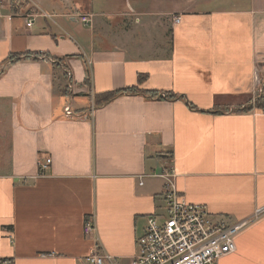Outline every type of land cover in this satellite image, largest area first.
Listing matches in <instances>:
<instances>
[{
	"label": "crops",
	"instance_id": "0c3cea01",
	"mask_svg": "<svg viewBox=\"0 0 264 264\" xmlns=\"http://www.w3.org/2000/svg\"><path fill=\"white\" fill-rule=\"evenodd\" d=\"M262 83L264 0H22L17 12L1 0L0 264H86L93 238L108 264H129L164 209L165 167L186 202L251 216L264 112L245 106ZM125 88L138 91L94 103ZM235 250L219 264H264V216Z\"/></svg>",
	"mask_w": 264,
	"mask_h": 264
},
{
	"label": "built area",
	"instance_id": "2783aa9c",
	"mask_svg": "<svg viewBox=\"0 0 264 264\" xmlns=\"http://www.w3.org/2000/svg\"><path fill=\"white\" fill-rule=\"evenodd\" d=\"M1 4V0H0ZM82 24H89L90 16L78 15ZM172 22L178 24L180 16H173ZM32 23L28 18L26 26ZM71 84L68 83L67 88ZM264 93L262 83L259 93ZM257 94V95H258ZM255 97L251 98L254 105ZM66 116H72L71 105L63 108ZM264 112V109H262ZM50 159L40 163L45 169ZM159 176L163 177L164 209L159 214H151L145 218L143 233L136 240L135 252L129 264H219L221 257L236 249V237L256 219L264 216V206L254 209L248 218L237 222H228L223 218H215L203 204L186 202L176 192L173 185V171L165 167ZM92 216L86 217L82 231L86 238L94 233ZM94 249L84 257L86 264H108L112 258L98 252L96 239Z\"/></svg>",
	"mask_w": 264,
	"mask_h": 264
},
{
	"label": "trees",
	"instance_id": "16d2710c",
	"mask_svg": "<svg viewBox=\"0 0 264 264\" xmlns=\"http://www.w3.org/2000/svg\"><path fill=\"white\" fill-rule=\"evenodd\" d=\"M17 1H19V3H16ZM21 7H22V0H11L10 1V8H11L12 12L19 11ZM11 57H14V56H11ZM83 63H84V69H85L84 83L87 84V83H89V72H88L85 61H83ZM121 91L137 92L138 90H136V88H125L123 90L107 91V92H104L101 94H96L93 97L94 103L95 104H101V103L107 102V101L113 99L114 97H116ZM149 93L152 95L156 94L155 92H149ZM167 95L168 94L166 93V96ZM169 97H171V96L168 95L167 98H169ZM250 102H251V99H250ZM253 107L256 109H260V110L264 109V93L258 94L257 96H255L254 105H252L250 103L249 105L245 106V108H247L248 110H250Z\"/></svg>",
	"mask_w": 264,
	"mask_h": 264
},
{
	"label": "rangeland",
	"instance_id": "374dc122",
	"mask_svg": "<svg viewBox=\"0 0 264 264\" xmlns=\"http://www.w3.org/2000/svg\"><path fill=\"white\" fill-rule=\"evenodd\" d=\"M11 0H8V2L10 3ZM16 3H19V1H17Z\"/></svg>",
	"mask_w": 264,
	"mask_h": 264
},
{
	"label": "bare ground",
	"instance_id": "6f19581e",
	"mask_svg": "<svg viewBox=\"0 0 264 264\" xmlns=\"http://www.w3.org/2000/svg\"><path fill=\"white\" fill-rule=\"evenodd\" d=\"M236 251V250H235Z\"/></svg>",
	"mask_w": 264,
	"mask_h": 264
}]
</instances>
